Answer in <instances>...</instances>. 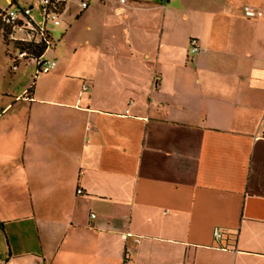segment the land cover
Returning a JSON list of instances; mask_svg holds the SVG:
<instances>
[{
    "label": "crops",
    "instance_id": "crops-1",
    "mask_svg": "<svg viewBox=\"0 0 264 264\" xmlns=\"http://www.w3.org/2000/svg\"><path fill=\"white\" fill-rule=\"evenodd\" d=\"M48 31L49 73L0 32V262L264 264V0H67Z\"/></svg>",
    "mask_w": 264,
    "mask_h": 264
},
{
    "label": "built area",
    "instance_id": "built-area-1",
    "mask_svg": "<svg viewBox=\"0 0 264 264\" xmlns=\"http://www.w3.org/2000/svg\"><path fill=\"white\" fill-rule=\"evenodd\" d=\"M67 0H36L32 7L22 1L11 3L8 8H0V32L7 43V58L10 70L15 72L20 66L34 65L39 73H49L56 67V62L46 59L45 53L51 47L48 27L58 26L64 12ZM125 0H120L124 3ZM86 8V3H81ZM245 16L253 18L259 16L248 8L244 9ZM199 48L195 40L190 41V53H198ZM87 89L86 86L83 87ZM80 194V191H78ZM93 217V216H92ZM129 235H123L127 238ZM216 241L222 240V234L214 229ZM0 264H4L0 262Z\"/></svg>",
    "mask_w": 264,
    "mask_h": 264
},
{
    "label": "rangeland",
    "instance_id": "rangeland-1",
    "mask_svg": "<svg viewBox=\"0 0 264 264\" xmlns=\"http://www.w3.org/2000/svg\"><path fill=\"white\" fill-rule=\"evenodd\" d=\"M34 1H36V0H34ZM71 1H74V0H71ZM78 2H79V0H77ZM3 1L2 0H0V8H4V5H3ZM0 47H1V37H0ZM34 75L32 76V78L31 79H28L29 81H31V80H34ZM13 92H14V94L15 95H18L19 93H20V91H18V90H15V89H13Z\"/></svg>",
    "mask_w": 264,
    "mask_h": 264
},
{
    "label": "trees",
    "instance_id": "trees-1",
    "mask_svg": "<svg viewBox=\"0 0 264 264\" xmlns=\"http://www.w3.org/2000/svg\"><path fill=\"white\" fill-rule=\"evenodd\" d=\"M2 27H1V25H0V29H1Z\"/></svg>",
    "mask_w": 264,
    "mask_h": 264
}]
</instances>
